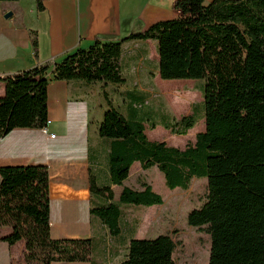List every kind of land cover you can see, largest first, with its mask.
<instances>
[{"label":"trees","instance_id":"trees-1","mask_svg":"<svg viewBox=\"0 0 264 264\" xmlns=\"http://www.w3.org/2000/svg\"><path fill=\"white\" fill-rule=\"evenodd\" d=\"M1 1V0H0ZM16 1V0H10ZM45 0H36L39 11ZM173 19L153 23L120 40H95L59 61L0 75L6 92L0 97V141L16 129H42L49 120L48 88L53 80L124 83L120 56L131 39H155L160 76L165 80L204 79L202 107L170 119L146 106L148 96L132 94L125 115L111 99L100 123L102 137L112 140L111 181L91 183V212L112 234L127 215L114 199L111 185H123L132 166H156L171 190H188L194 178L207 179L206 201L188 213V223L211 236L209 264H264V0H174ZM33 45L38 55V37ZM49 73L52 76H49ZM169 93L168 90H166ZM173 90L170 97L186 111L191 97ZM205 119L206 129L185 149L149 140L147 125L187 135ZM188 137V135L186 136ZM49 167L46 163L0 165V226L14 245L25 241V259L40 264L91 259L92 238L51 235ZM124 186L119 202L161 205L165 198L152 185ZM178 231L153 239L131 237L127 257L117 264H176Z\"/></svg>","mask_w":264,"mask_h":264},{"label":"crops","instance_id":"crops-1","mask_svg":"<svg viewBox=\"0 0 264 264\" xmlns=\"http://www.w3.org/2000/svg\"><path fill=\"white\" fill-rule=\"evenodd\" d=\"M211 1L205 0V3ZM173 2L45 0V9L39 11L36 0H1L0 75L59 61L65 54L79 47H87L97 39L120 40L157 21L173 19L180 13L173 8ZM9 12L12 15L7 17ZM35 35L38 37V55L33 45ZM120 65L124 83L81 79L53 80L50 83L48 106L51 123L48 129L55 137L45 134L42 129L26 128L11 131L0 141V165H48L52 237L93 239L90 260L59 264L120 263L127 257L131 237L140 238L144 225L145 220L141 216L127 214L120 232L112 234L110 228L91 212L94 199H98L91 189L92 180L97 185L111 181L109 154L112 140L102 137L99 131L108 108V99L128 115L132 94L151 97L156 91L162 94L169 88L184 91L181 88H187V85L199 89L204 86L198 82L199 79H163L159 71L158 41L155 39L124 41ZM5 92V83L0 81V97ZM191 112L190 107L185 115ZM205 129L206 125H196L187 134L188 137L185 135L175 139L170 138V132L159 124L152 132L146 129V134L151 141L166 140L171 146L185 149L187 144L195 142L197 133ZM135 165L136 162L132 169ZM140 170L144 171L141 166L138 172ZM195 179L188 190L181 191H191ZM136 181L141 185L148 183L140 178H136ZM111 187L115 193L116 185ZM155 206L158 205L151 207ZM10 232V226H0V249L3 251L0 253V264H40L25 262V241L10 245L1 239Z\"/></svg>","mask_w":264,"mask_h":264},{"label":"rangeland","instance_id":"rangeland-1","mask_svg":"<svg viewBox=\"0 0 264 264\" xmlns=\"http://www.w3.org/2000/svg\"><path fill=\"white\" fill-rule=\"evenodd\" d=\"M198 82L205 84L204 79H199ZM187 88L173 89L169 88L167 92H162L160 94L158 91L151 97H148L146 106L155 112L154 119L158 122L161 121V113L168 115L170 119L180 118L185 115V112L192 110V107H197L199 110L200 106L202 107L203 97L202 89L191 88L190 85H187ZM165 88V86H164ZM176 90L185 94L188 97H191L189 104L186 105V111L178 112L181 108L177 105L173 96L170 92ZM179 93L177 98L184 101L185 98L182 94ZM201 94V95H199ZM205 125V119L200 120L197 124L198 127ZM163 125L160 124V127ZM148 132H152L149 126L147 125ZM165 130L170 132V130ZM185 135L172 134L170 132V138H181ZM192 136V135H191ZM166 141V140H164ZM140 162H136L135 167L132 169V176L124 181L123 185H116L114 199L118 202L122 209L126 211L127 214L141 216L145 221L140 232V238L153 239L160 234H166L169 232H174L177 230L176 235L177 239L181 240V243L178 246L177 251L175 252L176 264H209L210 254H211V236L209 233L202 231L194 226H191L188 223V213L194 208H200L206 201L207 194V179L205 177L196 178L193 182L191 191H181V189L171 190L165 180L164 174L156 166H153L147 170H140ZM136 178H140L141 181H146L153 186V189L163 195L166 203L164 206H155L147 208L144 205H136L130 203L119 202L121 192L124 186H130L135 189H142L143 186L141 182H137ZM179 194H176L178 193ZM178 198V201L176 199ZM130 208H137L133 210ZM151 214V217H150ZM161 217V219H160ZM150 220H155L154 222ZM26 249V247H25ZM0 253L3 251L0 249ZM25 262L28 263L25 259Z\"/></svg>","mask_w":264,"mask_h":264},{"label":"built area","instance_id":"built-area-1","mask_svg":"<svg viewBox=\"0 0 264 264\" xmlns=\"http://www.w3.org/2000/svg\"><path fill=\"white\" fill-rule=\"evenodd\" d=\"M49 74H51V73H49ZM51 82H52V81H51ZM50 123H51V121L48 120L47 123H46V125L42 128V130H43V132H44L45 134H48V135L51 136V137H55V136H56L55 134H51V133H49L48 126H49Z\"/></svg>","mask_w":264,"mask_h":264},{"label":"water","instance_id":"water-1","mask_svg":"<svg viewBox=\"0 0 264 264\" xmlns=\"http://www.w3.org/2000/svg\"><path fill=\"white\" fill-rule=\"evenodd\" d=\"M12 15V12H9L6 16L9 17Z\"/></svg>","mask_w":264,"mask_h":264}]
</instances>
